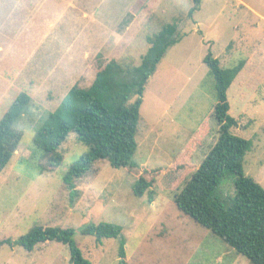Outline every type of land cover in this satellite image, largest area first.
Returning <instances> with one entry per match:
<instances>
[{"label":"rangeland","instance_id":"374dc122","mask_svg":"<svg viewBox=\"0 0 264 264\" xmlns=\"http://www.w3.org/2000/svg\"><path fill=\"white\" fill-rule=\"evenodd\" d=\"M191 7V0H0V119L20 94L32 100L17 125L21 141L0 173V241L16 240L35 224L71 228L83 258L119 264L117 239L97 244L79 233L104 222L120 226L126 264H251L178 210L175 191H159L154 182L153 201L132 193L139 176L158 180L192 139L195 167L215 142L214 80L202 62L208 52L222 69L245 60L227 90L237 122L230 132L249 142L242 171L264 189V0H202L189 17ZM168 24L180 40L145 85L134 168L97 162L76 180L71 203L62 178L88 149L70 133L58 150L61 164L42 172L35 130L73 85L87 88L109 61L138 65L146 37ZM204 124L210 132L197 141ZM234 181L226 175L219 192L233 195ZM0 264H70L69 250L55 242L31 252L4 245Z\"/></svg>","mask_w":264,"mask_h":264},{"label":"trees","instance_id":"16d2710c","mask_svg":"<svg viewBox=\"0 0 264 264\" xmlns=\"http://www.w3.org/2000/svg\"><path fill=\"white\" fill-rule=\"evenodd\" d=\"M201 1L191 0L189 17L198 10ZM179 40L175 24H168L147 36L148 48L138 65L109 61L95 74L90 86L73 85L35 130L33 146L41 153L42 172L52 171L61 164L63 157L58 150L70 133H74L76 141L88 149L69 166L62 178L71 203L77 197L76 180L86 175L97 162H107L113 168H134L139 110L145 85L167 50ZM202 62L214 80L212 116L218 127L215 142L195 167L191 161L195 142L192 139L171 166L160 173L158 180L139 176L132 186V193L136 198L146 194L151 202L154 191L150 188L154 182L159 191H175L174 204L184 215L218 236L251 264H264V189L243 174L242 162L250 145L247 140L231 134L230 129L237 122L229 115L227 101V90L245 60L222 69L219 61L208 52ZM30 104L31 98L20 94L0 119V173L10 163L21 141L22 133L17 125ZM209 132L208 126L202 125L195 132L197 141ZM226 175L235 176L233 195L219 192L220 181ZM79 233L92 237L97 244L105 239H117L119 264H126L120 226L91 223L83 226ZM74 234L75 230L71 228L35 224L16 240L0 241V247L19 246L31 252L40 243L55 242L68 247L70 264H91L83 258L72 239Z\"/></svg>","mask_w":264,"mask_h":264},{"label":"crops","instance_id":"0c3cea01","mask_svg":"<svg viewBox=\"0 0 264 264\" xmlns=\"http://www.w3.org/2000/svg\"><path fill=\"white\" fill-rule=\"evenodd\" d=\"M70 5L72 6L73 5V7L75 8L76 7V2H72V3H70ZM1 49V48H0ZM4 49V48H3ZM0 53H2L1 52V50H0ZM159 137H161L162 136V134H164L162 131H160L159 133Z\"/></svg>","mask_w":264,"mask_h":264}]
</instances>
